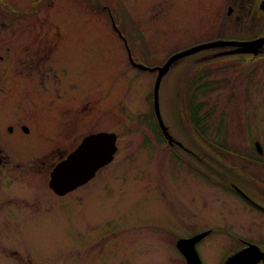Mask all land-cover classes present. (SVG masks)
Instances as JSON below:
<instances>
[{
    "label": "rangeland",
    "instance_id": "1",
    "mask_svg": "<svg viewBox=\"0 0 264 264\" xmlns=\"http://www.w3.org/2000/svg\"><path fill=\"white\" fill-rule=\"evenodd\" d=\"M256 2L107 0L114 28L98 0H0V163L9 157L36 167V158L55 147L51 137L74 140L61 155L45 159L47 183L53 165L84 136L117 137L114 160L65 197L54 198L27 179L49 202L7 220L0 264H185L176 241L208 229L216 232L196 245L202 264H224L230 257L236 246L229 231L264 245V219L199 179L165 145L152 108L156 74L133 67L126 49L135 65L161 67L176 52L231 39L232 26L241 30L236 36L252 37L264 28V11L253 20L246 16ZM217 55L200 52L170 67L158 90L162 120L176 125L171 103L186 125L191 97L204 111L196 120L207 139L264 140V55ZM202 84L204 92H194ZM219 119L227 137L215 133ZM175 129L182 138V127ZM37 135L51 139L43 144ZM9 183L0 172V185ZM4 248L10 254L2 255Z\"/></svg>",
    "mask_w": 264,
    "mask_h": 264
},
{
    "label": "flooded vegetation",
    "instance_id": "2",
    "mask_svg": "<svg viewBox=\"0 0 264 264\" xmlns=\"http://www.w3.org/2000/svg\"><path fill=\"white\" fill-rule=\"evenodd\" d=\"M241 12L242 10H240V13ZM233 13H235V11ZM236 16H239L238 13ZM205 89V85L202 84L200 87L194 89V92L197 90L204 92L203 90ZM233 91L232 95L236 96V93ZM186 101L188 103L187 106L189 114L187 120L184 121L187 126H183L187 128L186 133L188 138L186 139L187 144H189L187 145L184 142L185 145L183 144L181 148H178L185 157L183 160L188 166L191 167L190 170L199 179L225 193L231 198L236 199L238 203L243 206V208L248 209L250 212H254L257 216L264 219V140L260 139L259 137L253 142V144H250V138H242L238 135V140L240 138L245 140L247 139L249 143L246 144V142L232 140L231 143L227 141V143L223 142L225 144H220L211 138L207 139L206 133L200 125H197L198 121L196 120L199 114L202 112L204 113V111L199 110L198 112V107L196 105L194 106L193 99H191V97L189 99L186 97ZM193 113L195 114V118H193V120L195 119L194 121H192ZM202 115L205 118L210 117L209 115ZM218 125L219 126H217L215 133L217 134L220 130H222L224 131V137H227L230 133L225 132L226 125L222 119H219ZM238 126L241 127L240 125ZM23 127L24 126H22L21 131L28 135L30 131L28 128L26 131ZM9 131H11V129H9ZM36 138L41 141L45 138H52L55 144V147L52 149V151L49 150L41 154L40 157L36 158L39 161L36 167L26 166L25 162H23L25 161L24 159H9V157H7L8 159L6 160L8 161V166L5 167V169L0 167V172L5 171L7 182H13L16 184L14 185L9 183L0 185V190L2 192V198L0 199V237L6 231V224L9 218L17 220L19 218L20 212L25 213L32 210L33 205L35 209V206H39L41 202H49L47 199H42L40 195H37L36 185L32 182H28L27 179H35L39 182L37 183L42 184L54 198H62L76 191L77 189L85 187L101 170H98L95 176L86 184L63 196L57 195L48 184L51 171L57 163L66 158L68 154H70L78 146L82 138L61 160L53 165L49 172L47 183L44 178L46 169L44 168V163L46 162L45 159L48 158L49 154L54 156L55 152L56 154L59 153V155H61L62 148H65L66 144H74L75 141H68L66 137H59L58 140V136H53L50 138L47 136L37 135ZM49 139H45L44 141L49 142ZM44 141H42L43 144L46 143ZM204 143L209 144L207 148L205 147ZM46 148L49 147L46 146ZM6 161L4 160L2 163H0V166L2 164L3 166L6 165ZM22 176L24 179H26L23 182L20 181ZM7 209L14 213L13 217H10L7 214ZM207 232H209L208 235H210L216 231L208 229ZM226 235L232 240V242H235L234 245L236 246L233 252L231 251L228 253L229 255L235 254L244 249L247 243L256 244L260 248V251L264 254V245L254 241L245 240L246 237L242 238L244 236H239L237 233L232 231L227 232ZM8 251H11V249H2V255L10 254Z\"/></svg>",
    "mask_w": 264,
    "mask_h": 264
},
{
    "label": "water",
    "instance_id": "3",
    "mask_svg": "<svg viewBox=\"0 0 264 264\" xmlns=\"http://www.w3.org/2000/svg\"><path fill=\"white\" fill-rule=\"evenodd\" d=\"M261 5V11H264V0H262ZM231 12L232 9L229 8L227 14L230 15ZM217 48H229V50L217 56H258L264 53V37L249 41L217 40L203 43L171 55L161 67L147 68L144 66H137L131 60L132 66L139 70L157 72L154 86L153 108L164 137L171 139L163 124L159 111L158 90L162 78L178 60L201 51ZM116 139L117 137L115 134L106 132L89 134L82 138L78 146L68 154L66 158L54 166L50 174L49 187L57 195L63 196L86 184L95 176L98 170L112 162L114 154L117 151ZM256 146L258 147L257 144ZM208 233L209 232H202L193 237L178 239L176 241V248L184 258L186 264H202L195 247L208 235ZM236 260L237 263H235ZM260 261L264 264V254L256 245L248 243L246 248L228 257L224 264H259Z\"/></svg>",
    "mask_w": 264,
    "mask_h": 264
},
{
    "label": "bare ground",
    "instance_id": "4",
    "mask_svg": "<svg viewBox=\"0 0 264 264\" xmlns=\"http://www.w3.org/2000/svg\"><path fill=\"white\" fill-rule=\"evenodd\" d=\"M200 53V52H199ZM197 54V53H196ZM191 56V55H190ZM187 57H189V56H187ZM186 58V57H185ZM168 108H169V112L171 113V117H172V122L174 123V124H176V125H171L169 122H164L163 120V124H164V126H165V128H166V130H167V132H168V134H169V136L171 137V139L170 138H166V137H164V135H163V137H164V139H165V142H166V145L168 146V148L170 149V150H172V152L174 151L175 153H177V154H179V156H181V158H185L184 157V155L181 153V151H179L180 149H178L179 147L181 148L182 146H183V144L185 145V143L187 144V139L186 138H188V135H187V133H186V131L184 130V126L182 125V123L180 124L179 123V120H178V118H177V116H176V113H175V106H174V104L171 106V103H170V105L168 104ZM160 111V110H159ZM173 115V116H172ZM174 117V118H173ZM171 119V118H170ZM156 121H157V119H156ZM157 123H158V121H157ZM161 124V123H160ZM158 126H159V124H158ZM176 128L175 129V131L177 132V133H179V131H177L178 129L177 128H181L182 127V129L183 130H181V135H182V138H180V137H178L174 132H173V130H172V128ZM160 128V127H159ZM160 131H161V133H162V129H160ZM163 134V133H162ZM185 142V143H184ZM189 144V143H188ZM187 144V145H188ZM182 154V155H181ZM252 251V250H251ZM235 263H237V260H236V262ZM259 263H262L261 261L259 262ZM263 264V263H262Z\"/></svg>",
    "mask_w": 264,
    "mask_h": 264
},
{
    "label": "trees",
    "instance_id": "5",
    "mask_svg": "<svg viewBox=\"0 0 264 264\" xmlns=\"http://www.w3.org/2000/svg\"><path fill=\"white\" fill-rule=\"evenodd\" d=\"M98 5L100 6V7H102V8H105L106 10H107V12H108V14H109V11H110V8L108 7L109 5H108V3H107V0H98ZM259 2V0H257V2H256V4H254V6L252 5H250L249 6V8L248 9H246V16L248 17V19L250 18L251 20H253L255 17H256V15H258V14H260V12H261V10H259V8H257L256 7V5H257V3ZM240 10H241V7L239 8ZM251 15V16H250ZM109 16L110 17H112L113 18V20H114V17L112 16V15H110L109 14ZM243 24V23H242ZM264 30V28L262 29V32L261 31H259V33L258 34H255L254 36H250V37H247V38H243V37H241V36H236L235 35V33L236 32H238V33H241V30H238V28H236V27H233L232 26V28H230V31L228 32V33H230L231 35H228L229 36V38H231V39H236V40H248V39H251V38H254V37H256V36H264L263 34V31ZM227 33H224V36L226 35ZM237 66V65H236ZM235 66V67H236ZM218 68H220V67H218ZM216 70H219V69H216ZM228 69H225V70H223V71H227ZM222 71V72H223ZM197 72V71H196ZM196 74V73H195ZM203 75V74H202ZM194 113L192 114V121H194L193 120V118H195L194 117Z\"/></svg>",
    "mask_w": 264,
    "mask_h": 264
}]
</instances>
